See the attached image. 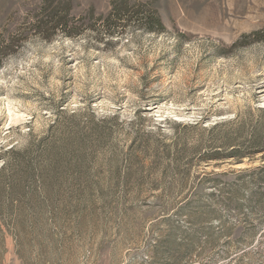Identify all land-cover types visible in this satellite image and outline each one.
Masks as SVG:
<instances>
[{"label": "rangeland", "instance_id": "obj_1", "mask_svg": "<svg viewBox=\"0 0 264 264\" xmlns=\"http://www.w3.org/2000/svg\"><path fill=\"white\" fill-rule=\"evenodd\" d=\"M113 2L0 0L14 48L0 53V169L12 148L8 164L36 168L0 186V264H264V188L239 213L226 185L264 156L207 165L195 151L203 128L264 110V43L218 53L264 30V0H129L161 34L35 32L43 8L89 26Z\"/></svg>", "mask_w": 264, "mask_h": 264}, {"label": "trees", "instance_id": "obj_2", "mask_svg": "<svg viewBox=\"0 0 264 264\" xmlns=\"http://www.w3.org/2000/svg\"><path fill=\"white\" fill-rule=\"evenodd\" d=\"M70 12L71 9H68V6H64V4L55 7L50 6L48 9L43 8L41 10L42 19L36 20L34 25L36 28L35 32L44 38L48 37L50 33L57 34L60 32L66 36L75 37L80 35L83 32V27H85L84 30L102 34L104 39L109 41L120 38L123 32L126 31V28L132 25L152 34H161L166 31L165 25L155 10L150 9L148 12L142 14L140 9L134 10L129 0H114L112 10L106 17L95 19V15L89 13V18L92 20V24L89 23V26L76 25L75 19L73 17L70 18ZM256 43H264V30L244 35L229 49H222L218 53L225 54L242 45ZM11 49H14L13 42L0 44V53L9 52ZM200 127L201 123L184 126L187 130H196ZM203 131L204 133L207 132L210 138L208 140H201L195 151L199 152V160L207 165L213 162H223L231 165H239L246 162L252 163L258 155L264 156V110H256V113L249 110L245 117L235 116L233 120L216 123L209 128H203ZM68 151L65 150V154ZM184 151H179L178 154L184 153ZM11 154H13L12 159H17L20 156V152H17L15 148L4 152L1 156L4 161V165L0 169L1 187L12 186L11 183L14 185L28 183L35 176L34 171L36 168L31 164L26 167L18 164V168L8 164L6 156ZM9 168L13 173L10 177H5L4 174ZM203 174L204 178H209V175ZM235 174H237V177L234 182L226 184L229 189L228 204L235 206V209L239 213H242L251 203L257 202L262 207L263 201L261 200L263 195L260 192V188H264V165L238 170ZM206 181H209L212 189L217 191L218 186L216 184L219 182L217 179H206ZM251 186L253 189L250 191L249 196L240 199L242 197L241 191L249 189ZM248 216H245V222L248 221ZM255 231L256 229L252 230L253 233ZM252 232L247 230L245 234L240 233L239 242L249 243ZM249 236L250 238H248Z\"/></svg>", "mask_w": 264, "mask_h": 264}]
</instances>
